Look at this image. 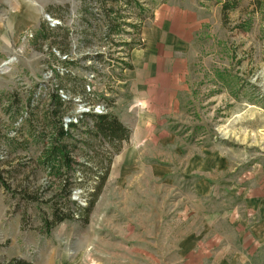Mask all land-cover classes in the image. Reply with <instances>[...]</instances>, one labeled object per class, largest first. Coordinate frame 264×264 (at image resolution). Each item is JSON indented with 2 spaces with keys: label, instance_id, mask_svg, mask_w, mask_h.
I'll use <instances>...</instances> for the list:
<instances>
[{
  "label": "rangeland",
  "instance_id": "1",
  "mask_svg": "<svg viewBox=\"0 0 264 264\" xmlns=\"http://www.w3.org/2000/svg\"><path fill=\"white\" fill-rule=\"evenodd\" d=\"M233 210L264 216V0H0V264H183Z\"/></svg>",
  "mask_w": 264,
  "mask_h": 264
},
{
  "label": "crops",
  "instance_id": "2",
  "mask_svg": "<svg viewBox=\"0 0 264 264\" xmlns=\"http://www.w3.org/2000/svg\"><path fill=\"white\" fill-rule=\"evenodd\" d=\"M155 20L157 24L162 21ZM163 23H170V20L164 19ZM246 212L243 217L237 210L226 216H207L202 232L191 234L188 238L190 245L181 249L183 264H254L264 241V216L256 219L257 212ZM220 219L233 233V243L227 242L225 232L223 234L218 227Z\"/></svg>",
  "mask_w": 264,
  "mask_h": 264
},
{
  "label": "trees",
  "instance_id": "3",
  "mask_svg": "<svg viewBox=\"0 0 264 264\" xmlns=\"http://www.w3.org/2000/svg\"><path fill=\"white\" fill-rule=\"evenodd\" d=\"M235 7L234 3L230 4L229 2H224L222 4V11L225 12L228 9H233ZM137 47V48H136ZM130 46L129 50L135 49H141L143 47L142 43H138V45ZM128 66V65H127ZM128 68H130L128 66ZM54 102L58 105H62V100L58 93H55L53 96ZM87 114H84L83 116H86ZM90 117L93 120V126L91 131H89V134H94L100 136L102 139L106 140L109 144L117 143L120 144L123 141H126L129 138L130 131L127 127H125L115 116L111 114H100V115H90ZM69 129L64 130L63 126L60 124L59 131H58V137L60 139H64L65 137H68L69 131L76 127V125L73 122L68 123ZM60 154V163H65L64 166L67 168H70L72 160L66 156L65 153V146L63 145L58 150ZM64 218L56 219V223L62 222Z\"/></svg>",
  "mask_w": 264,
  "mask_h": 264
},
{
  "label": "water",
  "instance_id": "4",
  "mask_svg": "<svg viewBox=\"0 0 264 264\" xmlns=\"http://www.w3.org/2000/svg\"><path fill=\"white\" fill-rule=\"evenodd\" d=\"M45 18H46L49 22L51 21L47 15L45 16Z\"/></svg>",
  "mask_w": 264,
  "mask_h": 264
}]
</instances>
